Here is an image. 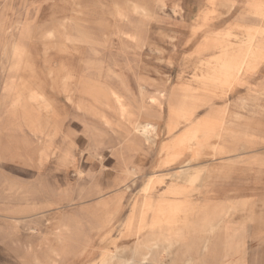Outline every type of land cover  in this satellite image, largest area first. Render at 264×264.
I'll use <instances>...</instances> for the list:
<instances>
[{
	"label": "rangeland",
	"instance_id": "374dc122",
	"mask_svg": "<svg viewBox=\"0 0 264 264\" xmlns=\"http://www.w3.org/2000/svg\"><path fill=\"white\" fill-rule=\"evenodd\" d=\"M220 1L0 0V209H13L20 185L34 186L37 181L44 185L45 200L58 196V202L54 203L65 204L59 195L72 190L77 193L72 198H80L90 183L77 180L73 170L66 175V156L75 157L87 173L98 174L99 162L94 160L92 164L94 158L81 152L91 150L100 139L105 142L100 148L107 151L111 136L116 147L120 146L118 135L97 113L93 115V110H102L116 119L117 116L106 110L123 109L113 107L123 101L137 104L141 101L139 90L143 86L148 97L147 109L162 114L164 121L169 101L181 103L184 90L192 95L195 85L203 88L206 84L207 89L206 92L196 89V95L192 96L196 99L215 96L219 98L217 103H223L228 110L249 114L257 104L252 99L256 92L257 102L264 106L261 95L264 63L250 83L232 85L227 92L218 89L228 84L215 79L217 74L223 79L222 74L227 71L221 65L237 50H243L242 43L235 40L242 36L239 25L244 22L238 9L244 0H234L233 6L231 0H225L228 1L225 5ZM211 11L214 12L207 13ZM248 23L257 24L258 20L251 19ZM228 28H233L235 35L226 38L222 34ZM187 29L188 32L182 31ZM51 30L55 31L54 35L49 34ZM193 30L197 34L190 41L189 31ZM217 34L222 35V41L214 45L228 48L227 51L222 48L220 57L198 59L192 50L193 43L203 38L213 39ZM250 44H244L246 58L250 57L247 54L253 46ZM31 92L42 98H29ZM150 97L159 102L152 105ZM242 98L250 99V106L241 108ZM109 104L112 106L107 107ZM203 113L201 109L196 116ZM257 119L264 122V114H258ZM187 122H192L191 116L183 123ZM248 132L264 136V129L255 125ZM232 134L238 132L235 130ZM156 146L150 145L153 149ZM150 147L141 145L144 150ZM257 148L264 149V144ZM108 176L105 171L102 179ZM240 187L255 188L256 198L264 196L260 189L263 185ZM62 198L68 199L69 195L63 194ZM98 199L93 197L87 202ZM255 209L261 212L259 207ZM242 212L247 215V210ZM15 231L9 229V232L25 234ZM120 231L117 228V235ZM12 246L19 247V243L14 242ZM1 255L5 258L4 253ZM260 264H264V259Z\"/></svg>",
	"mask_w": 264,
	"mask_h": 264
},
{
	"label": "bare ground",
	"instance_id": "6f19581e",
	"mask_svg": "<svg viewBox=\"0 0 264 264\" xmlns=\"http://www.w3.org/2000/svg\"><path fill=\"white\" fill-rule=\"evenodd\" d=\"M254 1L253 14L263 18L264 0ZM239 26L249 40L264 35V27L260 25ZM232 29L228 28L222 35L234 36ZM49 34L54 35L55 31ZM247 51L252 57L256 49L250 46ZM235 62L221 65L227 71L223 79L220 74L215 76L217 82H235L242 69ZM36 96L42 98L34 93L29 98ZM139 97L148 98L144 86L139 90ZM182 97L183 101L196 99L187 89ZM196 109L197 106L179 107V121L187 120ZM204 128L203 123H196L189 134L190 140L203 143ZM137 130L146 136L144 126H137ZM219 155L222 154L218 151L204 154L202 149L191 155L183 149L170 154H148L150 159L157 158V168L175 165V170L156 171L145 180L138 176V170L130 169V163H137L143 169L141 162L145 159L133 156L121 161L125 178L131 180L120 179L116 186L102 190L96 185L95 174L87 173L83 167L77 168V180L90 185L85 186L80 198H72V190L66 193L68 199L59 195L65 204L50 203L44 207L53 212L49 223L58 232L59 243L54 240L58 244L45 255L40 252L37 258L44 260L42 264H260L264 259V196L256 198L255 188L235 185L241 180L235 166L238 156L229 159L230 165L219 168L223 160ZM107 159L103 154L94 157L100 166ZM93 197L99 199L87 202ZM243 210H247V215ZM18 225L19 232H24L21 228L24 223L20 221ZM117 228H121L118 235ZM22 264L31 263L25 260Z\"/></svg>",
	"mask_w": 264,
	"mask_h": 264
},
{
	"label": "crops",
	"instance_id": "0c3cea01",
	"mask_svg": "<svg viewBox=\"0 0 264 264\" xmlns=\"http://www.w3.org/2000/svg\"><path fill=\"white\" fill-rule=\"evenodd\" d=\"M220 2L224 5L225 3H228V1L226 2L225 0H221ZM231 4V6L235 5V1L231 0ZM254 5V0H244L243 3L238 6V9H241L239 16L244 21L240 25H260L264 27V17L257 18L253 14ZM227 8L231 10L233 7ZM230 13L235 14L234 12ZM251 19L255 21L258 20V23L249 24L248 22ZM182 31L188 32V29ZM196 32V30H193L192 32L189 31L188 39H190V41L191 38L193 39V36L197 34ZM221 37L222 35L217 34L213 39L203 38L200 42L193 43L192 50H194L198 59L208 60L220 55L223 47L215 46L214 44L221 42ZM247 37L248 35L242 33V36L238 40H235L237 43H242L243 50H237L234 56L226 59V63L235 60L236 66H242V69L236 76L235 82L232 84L228 83L225 87H219L218 89H226L227 92L232 85H238L241 84V82L250 83V81H253L254 78L257 77L258 69L260 65L264 63V35H257L253 40H249ZM249 42L253 45L252 47L256 49V51L252 57H247L245 59L246 52L244 51V44ZM196 74L197 66L194 75ZM203 74L205 75L207 73L204 72ZM225 74L226 72L222 74L223 78L225 77ZM258 84L259 83H257V85ZM192 88L194 92H196V89H204V92H206L207 89L206 84H204L203 88H196V85L194 87L192 86ZM194 92H192V95H196ZM256 94L253 96L254 98L251 97L252 99H256V107L253 108L251 106L252 109L249 111V114L237 110H228L227 106H223V103H220L217 106L218 103L216 99L219 98H216L215 96L204 97L203 99L182 100L181 103L172 102L173 100L171 99L168 103V118L165 121L162 118V114L147 109L146 100H141L137 104L136 102L130 104L128 101H123V104H113V107L123 108L106 110L112 115L117 116L116 119L113 118V116L110 117L106 115L102 110H93V115L97 113L96 115H99L100 119H102L101 121L118 135L119 141L117 145L120 146V148L116 147L111 136V139L107 143L109 148L107 151L100 148V146L105 145V142L100 139L91 150L88 149L82 152L88 154V156L93 155L92 158L99 156L100 154L106 155L108 158L103 166H101V171L96 174L97 187L102 190L106 187L116 186V182L120 179L127 181L131 180L125 178L123 174L125 167L121 161L123 159H130L133 156L144 157L145 159L144 162H141V164L144 163L143 169L137 163H130V169L138 170V176L140 178L143 177V180H145L146 176L156 171H173L175 170V165L157 168V158L150 159L147 155L170 154L178 152L180 149L186 150L188 155L194 154L198 149H202L204 154H212L213 152L218 151L222 154L221 156L219 155V157H221L220 159H223L220 161L221 163L218 164L219 168L230 165L231 163L229 162V159L232 156H238L237 158L240 159H238L235 166L241 180L235 185L264 186V149L257 148V146L264 144V136H255L248 132V129L251 128L252 125H255L256 128L264 129V122L258 119L255 120L258 114H264V106L257 102L258 97ZM261 95L264 96V90ZM249 100L250 99L248 98L241 99L240 107L246 108L247 106H250ZM153 102L158 103L159 101L152 100L150 103L154 105ZM158 105L160 106L161 103ZM110 106L112 105L109 104L107 107ZM180 106L199 107V109L194 111L191 115L192 122H187L185 125V123H183L184 121L180 122L178 120L176 109ZM201 109L204 110V113L196 116V113ZM191 123H193V125H196V123L204 124V129H206V131L204 132L203 143H201L202 146L199 140H190L189 134L193 130V125ZM139 125L146 128V136L145 134H140V132H138L137 126ZM207 128H209V130ZM232 130L233 132L236 130L238 134H232L233 132L229 134ZM162 136H165V138H162ZM256 137L262 139L257 140L255 139ZM142 144L149 145V147L150 145L152 147L157 145V148L153 149L150 147L149 150H144L141 148ZM114 154H118L119 157H115ZM65 160L68 162L64 169L66 175H69L71 170L76 172L75 170H77V168L82 167L76 163V158L72 155H67ZM93 160L91 161L92 163ZM205 162H207V160H205ZM210 163L213 164L215 161ZM111 169H113V171H111ZM105 171L109 174L106 180L105 178L102 179ZM113 174L114 177L111 178L110 176ZM66 193L67 192H64L63 194L66 195ZM74 195L77 196V193ZM44 196V185L40 181H37L34 186L20 185L17 190L16 206L13 209H8V211L0 209V264H22L25 260L31 264H42L44 263V260L42 259L41 261V258H37L39 253L41 252L45 255L46 252L52 250L54 244L57 245L59 243V234L52 229L49 223V219L52 218L53 212L45 210L44 208L50 203L58 202L57 199L59 198H57V196L45 200L43 199ZM20 221L24 223L23 227H21L24 228V235L14 233L16 232L15 229L17 231L20 229L18 225V222ZM10 228L13 229L14 232H9ZM13 234H18V237L15 236V238H13ZM54 240H57L58 243H54ZM14 242H18L19 247H13L12 244ZM2 253H4L5 258L1 255ZM15 257H18V260H13Z\"/></svg>",
	"mask_w": 264,
	"mask_h": 264
}]
</instances>
